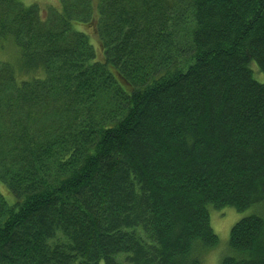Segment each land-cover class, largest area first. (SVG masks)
I'll return each mask as SVG.
<instances>
[{
	"label": "trees",
	"instance_id": "1",
	"mask_svg": "<svg viewBox=\"0 0 264 264\" xmlns=\"http://www.w3.org/2000/svg\"><path fill=\"white\" fill-rule=\"evenodd\" d=\"M60 1L0 0V264H204L225 208L264 264V0Z\"/></svg>",
	"mask_w": 264,
	"mask_h": 264
},
{
	"label": "rangeland",
	"instance_id": "2",
	"mask_svg": "<svg viewBox=\"0 0 264 264\" xmlns=\"http://www.w3.org/2000/svg\"><path fill=\"white\" fill-rule=\"evenodd\" d=\"M29 2L35 3L36 5L40 6L42 9V13L48 8H56V7H61V1L60 0H28ZM89 27H93V25H89ZM88 26H85L84 24L82 25H77V29L80 31L86 32L91 39V43L95 48V51L98 53L100 52V40H99V35L96 34V30L93 28H89ZM17 49L14 48L12 45L6 47V50L2 52V58L10 60V59H15L17 56ZM100 58V57H99ZM14 61V60H13ZM16 63V60L15 62ZM19 69V68H18ZM17 75V74H16ZM43 72L42 71H36L32 73H26V75L22 74V71H19V74L17 76L20 77V79H25V80H31L32 78H39L42 77ZM257 211L252 208L244 212H237L233 208H225L221 211H216L214 209H211V222L213 229L215 233L219 237V246L213 250L212 253H210L205 261L204 264H221L222 259L228 254V245H229V237H230V231L231 228L239 222L241 219L251 216ZM225 251H222V250Z\"/></svg>",
	"mask_w": 264,
	"mask_h": 264
}]
</instances>
